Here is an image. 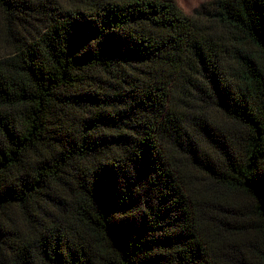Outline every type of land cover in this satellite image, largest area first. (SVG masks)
<instances>
[{"label":"trees","instance_id":"16d2710c","mask_svg":"<svg viewBox=\"0 0 264 264\" xmlns=\"http://www.w3.org/2000/svg\"><path fill=\"white\" fill-rule=\"evenodd\" d=\"M0 264H264V0H0Z\"/></svg>","mask_w":264,"mask_h":264},{"label":"rangeland","instance_id":"374dc122","mask_svg":"<svg viewBox=\"0 0 264 264\" xmlns=\"http://www.w3.org/2000/svg\"><path fill=\"white\" fill-rule=\"evenodd\" d=\"M67 0H63L66 2ZM178 7L186 14H192L193 11L201 4L210 2L211 0H173Z\"/></svg>","mask_w":264,"mask_h":264}]
</instances>
